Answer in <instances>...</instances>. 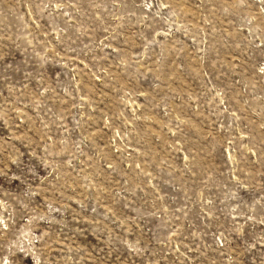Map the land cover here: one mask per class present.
Masks as SVG:
<instances>
[{
    "label": "rangeland",
    "instance_id": "rangeland-1",
    "mask_svg": "<svg viewBox=\"0 0 264 264\" xmlns=\"http://www.w3.org/2000/svg\"><path fill=\"white\" fill-rule=\"evenodd\" d=\"M0 264H264V0H0Z\"/></svg>",
    "mask_w": 264,
    "mask_h": 264
}]
</instances>
